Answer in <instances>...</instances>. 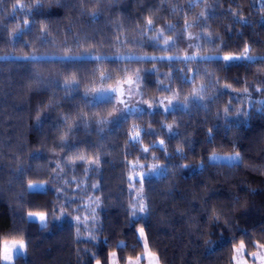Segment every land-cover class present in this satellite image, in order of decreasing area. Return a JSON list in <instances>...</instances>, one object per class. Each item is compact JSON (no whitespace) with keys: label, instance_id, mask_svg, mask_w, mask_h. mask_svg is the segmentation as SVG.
Listing matches in <instances>:
<instances>
[{"label":"trees","instance_id":"obj_1","mask_svg":"<svg viewBox=\"0 0 264 264\" xmlns=\"http://www.w3.org/2000/svg\"><path fill=\"white\" fill-rule=\"evenodd\" d=\"M35 3L0 0V253L4 241L23 236L30 243L13 264H96L93 254L101 264H109L112 252L118 264H126L129 256L141 255L143 244L137 243L127 211L141 188L136 179L129 181L133 165L138 164L163 168L143 179L151 215L146 226L136 225L145 227L148 245L160 264H231L233 244L239 240L248 245L246 252L256 250L250 240L264 243V111L259 110L264 105L257 103L264 95L251 88L247 99L242 95L246 85L260 86L264 81V63L233 61L225 69L219 59L241 55L245 46L250 55L264 57V3L44 0L42 12L31 10ZM173 8L178 9L174 14L169 11ZM147 17L152 18L155 32L144 28ZM205 21L207 26L202 27ZM186 22L192 26L185 30ZM167 25H176L175 30ZM161 30L165 40L175 41L171 50H164V40L158 48L147 42ZM198 36L220 41L214 46ZM190 43L200 47L190 48ZM221 43L226 45L223 51ZM185 55L209 60L198 59L187 66L167 59L138 62L144 57ZM197 69L194 83L181 82L180 76L191 77ZM137 71L144 101L154 103L178 92L180 103L168 112L156 107L112 123L116 101L110 102L111 93L102 97L94 93L117 86V80ZM104 75L112 78L102 83ZM73 78L79 88L67 93L63 85ZM216 80L221 86L231 84L232 89L222 88L221 95L212 87ZM158 82L170 84L173 91H160ZM200 85L209 88L206 99L217 95L220 99L209 103L208 110L193 101L189 113L182 106L184 98ZM229 100L232 109L246 114L230 111L225 117ZM100 120L110 123L100 125ZM162 124L172 125L178 135L161 128ZM209 129L214 142H209ZM137 133L139 142L133 144ZM62 138L73 146L72 151L56 147ZM161 140L164 150L153 146ZM144 148L149 151L142 152ZM177 148L186 159L175 155ZM235 151L244 156L241 167L207 159L212 153ZM61 156L75 167H65L64 179L54 181L53 165L62 163ZM97 157L99 163H93ZM201 164L203 169L197 167ZM88 168L95 171L86 172ZM65 181L70 183L64 194L76 201L70 207L57 198L56 189L63 192ZM29 182L48 187L28 191ZM92 185H98V190ZM250 189L256 190L254 195ZM236 197L239 204L234 202ZM97 199L96 224H92L89 206ZM77 208L84 210L77 212ZM29 212H44L48 227L41 231L38 221L21 222ZM217 214L220 220L214 222ZM76 217H80L79 229ZM92 235L96 239L90 241ZM120 242L128 247L117 248Z\"/></svg>","mask_w":264,"mask_h":264},{"label":"snow or ice","instance_id":"obj_2","mask_svg":"<svg viewBox=\"0 0 264 264\" xmlns=\"http://www.w3.org/2000/svg\"><path fill=\"white\" fill-rule=\"evenodd\" d=\"M164 2L166 3L167 0H164ZM57 3H59V0H57ZM203 3V0H190V4L195 5V4H201ZM218 3V0H217ZM45 4H44V0H36V3L31 5L30 8L31 10H34L36 12H42L44 10ZM208 7H211V5H209ZM170 12H172L173 14L175 12L178 11V9L173 8V9H169ZM25 14H29L28 12H26ZM231 14V13H230ZM98 15V13H93V16ZM204 17V13L201 14L200 17H198L199 19H202ZM191 24H188L186 22L185 24V30L189 27H191ZM202 27H206V21L204 22V24L201 25ZM19 27V25L17 26ZM176 25H167V28L174 31L175 30ZM144 28L147 29L149 32H155V26H154V22L152 20L151 17H147L145 20V24H144ZM143 35V33H142ZM197 39H203L205 41V43H210L213 44L214 46L216 45V43L218 41H220L219 37H216L215 39H213L210 36H198ZM160 40H164V44H165V49L164 50H171L172 46L175 44V41H169V40H165L164 39V31L161 30L160 32L156 33L155 36L153 37H148L147 38V42L152 44L154 47H159V42ZM190 48L191 47H200V45H193V44H189L188 45ZM226 45L221 43V48L220 51H223L225 49ZM250 53V48L248 46H245L243 49V52L241 55H223L221 57H219V59L221 61H223V66L225 67V69L227 68L228 65H230L233 61H256L259 63H264V57H254L252 55L249 54ZM84 55H91L89 53H85ZM218 55V54H217ZM2 59V58H0ZM23 59H27V60H33L35 59V57H23ZM68 59H71V57H68ZM93 59H95L96 61H100L101 57H93ZM165 60L167 59L168 61H179L181 63H184L186 66L188 63L197 61L198 59L204 62H207L209 60V57L206 56H201V57H197L195 55H185L183 58L176 56V57H144L141 58L140 61L138 62H156L157 60ZM171 66V65H170ZM187 69L185 68L184 71H186ZM123 72L127 73L128 69H123ZM153 72H158V69H153ZM179 71V70H178ZM199 75V69H197L196 72L193 73V76L189 77L187 75H183L180 76L179 79L181 80V82H189V83H194L195 82V77ZM205 75H210L208 73H205ZM112 77L111 75H104L101 77V82H106L107 80H110ZM168 79H172V77H168ZM141 80V76L139 74V71H137L134 76H126L123 80H117V87H113V88H108V89H98L94 95L96 96H105L108 95L109 93H112L113 95H111L110 97V102L116 100V95L115 94H119L120 99H119V103L124 105L123 108L118 109L119 112L123 113L125 111H132V110H139V105L138 104H134L131 103V94L135 93L140 95L141 97H143V89L141 88H133V85H138L139 82ZM159 83V90L160 91H166V92H172V88L169 85H164L162 82H158ZM124 85H127V94H128V99H125V88ZM65 91L67 93H71L73 91H77L79 88V84L75 81V79L73 78V82L72 83H65L63 85ZM213 88H215V90L220 93L221 95L222 93V88L224 89H232V85L225 83L222 86L220 85V81L216 80L215 83L212 85ZM252 89L255 92L261 93L262 95H264V81L260 82V86H254V85H246L243 89V97L244 99H247L251 93L249 92V89ZM208 86L206 85H200L198 88L193 89L192 93L184 98L183 101V107L189 111L191 110V107L193 105V101H200V105L202 107H204L206 110H208V104L209 103H214L215 101L220 99V95H217L215 97H207V93H208ZM88 93H85V96H88ZM180 103V96L179 93H174L172 97L170 98H166L163 100H157L155 101V105L157 107L162 108V110L164 112H168L171 108H173L175 106V103ZM257 103H260L262 105H264V100L262 101H257ZM232 105V101L229 100L228 105L223 109V113L224 116H228L230 111H236L237 115H245L246 113H244L243 109H232L231 107ZM149 108L152 107V104L148 105ZM260 111H264V107H262L261 109H259ZM217 115L219 116V112L217 113ZM39 123V121H38ZM100 125L106 124V123H110V121H106V120H100L97 122ZM85 127H87V125H85ZM167 127L169 132L172 133L173 135H178V133L173 131L172 125H161V128ZM208 138H209V142H214L215 140V136L213 134V130L209 129L208 131ZM140 139L139 133H137V135L135 137L132 138V143H138ZM186 143H188L189 145L192 144V141H186ZM154 147H158L160 150H164V141L161 140L159 141L158 145H153ZM56 147H59L61 149H67V151H72L73 150V146L71 144H69L67 142V140H65L64 138H62L61 143L56 145ZM191 150V148L189 149ZM149 149L148 148H144L142 149V152H148ZM65 155H67V152L65 153ZM175 155L179 156L181 159H186V155L183 152L182 149L177 148L175 150ZM80 160H84L85 158L83 156H78L77 157ZM61 160V164H54L53 167L57 170L53 180L54 181H60L64 179V175H66V173H64L63 169L65 167L69 168V169H74L75 165L74 164H69V163H64V157L61 156L59 158ZM155 159V157H154ZM209 161L211 162H216L218 160H227L229 162H233L231 164L232 167H241L243 165L244 162V156L241 154V152L239 151H235L233 155L227 156V157H220L216 154H213L212 156L207 158ZM93 163H99V158L97 157L95 161H93ZM135 167H146L145 165H135ZM158 165H153L152 166V171H156L158 169ZM182 168H187V165H182L180 166ZM198 168L203 169L204 165L201 164L199 166H197ZM85 171H95V168H88L85 169ZM147 173H142V178L141 179H137L135 182L136 183H140L141 184V188L139 189V191L136 193L135 199L131 202L129 208H128V213L130 214V219H129V226L131 228H133L135 230V233L137 235V243H140L141 241L143 242V252L142 255H137L135 258L129 256L127 258V262L126 264H141V261L143 259H147V264H160V259L159 256L152 251V249L149 247L148 242H147V236H146V232H145V227H139L138 229L136 228L137 224H144L145 226L147 225V221L150 218V211L149 208L147 206V204L145 203V193H144V188H143V177H146ZM133 177L130 176L129 177V181L130 183H132L133 181ZM51 183V182H50ZM70 183V181H65V187L63 188V192L60 189H56L57 191V198H63L64 200V207H70L71 203L76 202L72 199L71 196L65 195L64 193L67 192V188L66 185ZM48 187L47 184L45 185H41V184H33L31 182H29L27 184L26 190L28 191H32V190H37L40 188H46ZM93 190H98V185H92L91 186ZM253 195L255 194L256 190L255 189H250L249 190ZM236 204L240 203V199L239 197L235 198L234 201ZM205 203H207V201H205ZM99 206V200L97 199L94 202V205H90L89 206V215H91L93 217V220L91 221L92 224H96V220H95V211H94V207H98ZM84 210L83 208H77L75 211L79 212ZM57 211H59V209H57ZM66 215V213H62L61 214ZM76 220L78 222V229H79V221H80V217H76ZM220 220V215L217 214L214 217V222H219ZM28 221H33L39 222V226H40V230L43 231L45 228L48 227V220H47V216L44 212H39V213H34V212H29L25 217H21V222H28ZM227 224H229V226L231 225L230 221L226 222ZM95 230H99V228L95 229ZM77 240L79 241L81 239L79 230L77 231ZM90 241L91 240H95L96 237L95 235H92L91 237L88 238ZM234 241L237 239V237L233 236L232 238ZM30 243V240L24 238L23 236H21V238L19 240H13L11 243H5L3 245V251L2 253H0V261H3V264H12V261L14 258H19V256L21 255V250H24L27 248L28 244ZM212 241H208L209 246L212 245ZM249 244L251 245V247H253L254 249H256L255 251L252 252H246V249L248 247V245H246L244 240H239L238 243L233 244V248H232V252H233V256H232V260H231V264H248L247 259H245V256H250L253 259V264H264V243H261L260 241H253L250 240ZM117 248L124 250L125 248L128 247L127 244H125L124 242H120L119 244H117L116 246ZM133 251H135V247H133ZM91 259L96 261V264H101L100 260L97 259V255L93 254V256L91 257ZM109 264H117V254L116 252H112L109 256Z\"/></svg>","mask_w":264,"mask_h":264},{"label":"rangeland","instance_id":"obj_3","mask_svg":"<svg viewBox=\"0 0 264 264\" xmlns=\"http://www.w3.org/2000/svg\"><path fill=\"white\" fill-rule=\"evenodd\" d=\"M252 1L254 3H257V4H263L264 3V0H252ZM113 87H117V86H113ZM127 87H128L127 85H124V88H125V91H126V94H125V97H124L125 99H128L129 98L128 97V94H127ZM137 87L139 88L138 85H133V88H137ZM111 95H113V94L111 93ZM115 95H116V100H115L116 101V108H115V111L113 112V114H111V122L112 123H114V122H116V121H118L120 119L126 118V117H128V116H130V115H132L134 113L139 112V111H142V110H151V109H154V108L157 107L156 105H154V103L144 101L140 95L133 93V94H131V103L138 104L139 105V110L125 111V112L121 113V112L118 111V109L123 108L124 105H122V104L119 103V99H120L119 94L117 93ZM149 104H152V107L151 108L148 107ZM176 104L177 103H175V105ZM213 154H216V155H218L220 157H227V156L233 155L234 153H212V154H210V156H212ZM216 162L227 163V164H232L233 163V162H229V161L223 160V159L218 160ZM138 165H142V164H138ZM134 166L135 165H133L132 170H131V176L134 178L133 180H135V179L136 180L137 179H141L142 178V173H147L146 177H148L150 175H157V174L161 173V171H163V168L162 167H158V169L156 171H152L151 169H152V166L153 165H149L147 169L144 168V167L143 168H140V167H135L134 168ZM144 178L145 177H143V179ZM33 184H41V185H43L42 183H33ZM37 190H39V189H37ZM12 241L13 240H8V241H4L2 243V245H1V253L3 251V245L5 243H11ZM142 244H143V242H142ZM24 251H25V249L24 250H21V254H23ZM245 259H247V261H248L249 264H253L252 257L245 256ZM13 262H14V259L12 261V264H13ZM1 264H3V261H1Z\"/></svg>","mask_w":264,"mask_h":264},{"label":"crops","instance_id":"obj_4","mask_svg":"<svg viewBox=\"0 0 264 264\" xmlns=\"http://www.w3.org/2000/svg\"><path fill=\"white\" fill-rule=\"evenodd\" d=\"M117 264H118V262H117ZM141 264H147V259L145 258V259H143L142 261H141ZM249 264V263H248Z\"/></svg>","mask_w":264,"mask_h":264}]
</instances>
